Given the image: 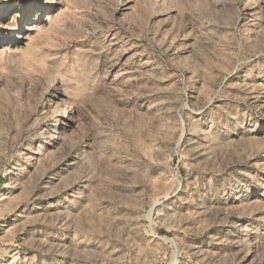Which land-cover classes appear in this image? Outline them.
Listing matches in <instances>:
<instances>
[{"label":"rangeland","instance_id":"1","mask_svg":"<svg viewBox=\"0 0 264 264\" xmlns=\"http://www.w3.org/2000/svg\"><path fill=\"white\" fill-rule=\"evenodd\" d=\"M0 264H264V0H0Z\"/></svg>","mask_w":264,"mask_h":264}]
</instances>
